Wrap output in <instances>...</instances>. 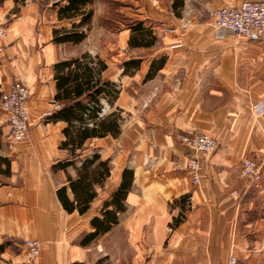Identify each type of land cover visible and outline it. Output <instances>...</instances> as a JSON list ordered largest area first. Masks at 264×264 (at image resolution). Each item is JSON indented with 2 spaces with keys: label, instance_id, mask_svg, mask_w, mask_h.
<instances>
[{
  "label": "crops",
  "instance_id": "0c3cea01",
  "mask_svg": "<svg viewBox=\"0 0 264 264\" xmlns=\"http://www.w3.org/2000/svg\"><path fill=\"white\" fill-rule=\"evenodd\" d=\"M244 1L264 2L184 0L175 12L173 0H124L125 20L136 19L120 26L109 20L108 36L86 48L87 39L53 41V30L69 25L57 17L63 0H0L7 29L0 101L14 81L31 92V130L20 143L0 106V264H228L231 257L264 264V113L256 110L264 102V37H219L212 21L217 8ZM84 54L105 63L102 81L120 89L105 125L115 113L126 119L118 134L88 139L73 157L63 147L68 122L45 115L56 111V64ZM189 128L218 142L202 162L199 186L179 139ZM95 154L110 174L92 185L96 197L85 214L70 213L57 192L66 187L74 201L68 178L77 179ZM247 158L262 162L260 183L240 177ZM69 161L74 165L55 168ZM125 170L133 178L118 223L89 239L91 221L116 210ZM29 240L42 244L35 260L28 258Z\"/></svg>",
  "mask_w": 264,
  "mask_h": 264
},
{
  "label": "trees",
  "instance_id": "16d2710c",
  "mask_svg": "<svg viewBox=\"0 0 264 264\" xmlns=\"http://www.w3.org/2000/svg\"><path fill=\"white\" fill-rule=\"evenodd\" d=\"M93 2L94 0H63L64 5L58 9L57 17L59 21L67 22L69 25L53 30V41L56 44H81L85 40L86 28L91 24L94 16V11L90 7ZM183 5L184 0H173L172 6L175 12L177 8L181 10ZM142 25L143 23L139 21L134 27L138 38L143 32ZM55 68L59 91L55 101L59 107L46 119L48 121L63 119L68 122V127L64 130L67 140L63 147L71 151L74 157L76 150L82 149L88 139L103 136L109 130L118 134L122 122L121 115L119 113L111 115L113 120L109 125H105L106 114L100 115L103 108L102 99L105 98L109 104H112L120 90L116 84L102 81L101 73L106 69L105 63L100 60L95 61L90 55L84 54L79 59L62 61L56 64ZM71 165H74L73 161L58 163L55 168L66 169ZM109 174L108 162L100 160L98 154L85 159L78 170V178H68L74 201L67 197L66 187L60 188L57 192L63 208L70 213L77 211L85 214L96 197L92 185L101 184ZM122 178V186L114 194L112 201L116 210L106 209L102 211L103 219L96 217L91 221L94 232L89 234V239L109 231L118 223L117 212L123 210L125 190L131 184L133 172L125 170ZM4 246H0V252L3 251Z\"/></svg>",
  "mask_w": 264,
  "mask_h": 264
},
{
  "label": "built area",
  "instance_id": "2783aa9c",
  "mask_svg": "<svg viewBox=\"0 0 264 264\" xmlns=\"http://www.w3.org/2000/svg\"><path fill=\"white\" fill-rule=\"evenodd\" d=\"M213 27L219 37H264V2L244 1L238 7H220L213 12ZM6 26L0 22V39L6 36ZM4 50L0 45V52ZM31 92L21 81H14L9 91L3 94L0 106L7 114V126L13 142L20 143L28 138L29 101ZM101 116L107 114L110 107L103 102ZM55 105V108H58ZM259 113H264V102L256 107ZM51 112L45 115L49 116ZM181 143L191 152L186 169L192 183L199 186L204 177L202 162L210 154L216 152L218 142L209 135L198 133L189 128L179 135ZM240 177L251 183H260L262 179V162L256 159H244L240 165ZM29 260H35L40 255L42 244L37 240L26 242ZM264 249V244H263ZM210 264V263H208ZM228 264H238L236 258L231 257Z\"/></svg>",
  "mask_w": 264,
  "mask_h": 264
},
{
  "label": "rangeland",
  "instance_id": "374dc122",
  "mask_svg": "<svg viewBox=\"0 0 264 264\" xmlns=\"http://www.w3.org/2000/svg\"><path fill=\"white\" fill-rule=\"evenodd\" d=\"M20 1H25V0H20ZM124 4H125L124 0H120V1L118 0L117 3H114L111 0H95L93 2V4L90 7L94 11L93 14L94 16L92 18L91 24L86 28V34H87L85 38V40L87 39L86 48L87 47L92 48V46L96 44L100 45L97 40L99 38L103 39L104 36L106 37L108 36L107 33L104 34V31L106 30H104L103 27L108 28L110 26V23L108 22L109 20H114L113 18H115V20H117L118 23L120 22V24H118V26H120V25H125L126 23L130 24L132 21H134V19H136V17L129 16V19L127 21L125 20L124 9H121V7L124 8ZM0 22L5 25L6 19L0 18ZM6 36H7V32H6ZM6 36L0 40H4ZM104 101H107V104L109 103L107 99L103 98L102 104ZM125 119L126 117L122 116V122H124Z\"/></svg>",
  "mask_w": 264,
  "mask_h": 264
}]
</instances>
